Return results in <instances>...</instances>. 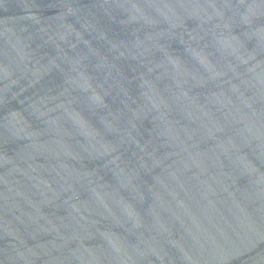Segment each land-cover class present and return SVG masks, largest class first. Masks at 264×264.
Instances as JSON below:
<instances>
[{"label": "water", "instance_id": "obj_1", "mask_svg": "<svg viewBox=\"0 0 264 264\" xmlns=\"http://www.w3.org/2000/svg\"><path fill=\"white\" fill-rule=\"evenodd\" d=\"M0 264H264V0H0Z\"/></svg>", "mask_w": 264, "mask_h": 264}]
</instances>
